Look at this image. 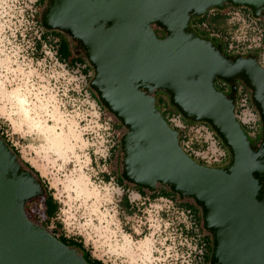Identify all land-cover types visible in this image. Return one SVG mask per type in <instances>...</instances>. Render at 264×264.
<instances>
[{
    "label": "water",
    "instance_id": "obj_1",
    "mask_svg": "<svg viewBox=\"0 0 264 264\" xmlns=\"http://www.w3.org/2000/svg\"><path fill=\"white\" fill-rule=\"evenodd\" d=\"M226 5L264 15V0H46L40 23L75 43L93 70L90 90L125 128L121 178L192 200L212 237L209 264H264V67L254 54H224L189 24ZM236 79L261 122L255 148L235 116ZM217 80L231 84L229 94L214 87ZM157 91L183 118L210 126L229 151L225 167L199 164L182 150L155 106ZM45 193L0 135V264H90L27 216L26 202Z\"/></svg>",
    "mask_w": 264,
    "mask_h": 264
},
{
    "label": "rangeland",
    "instance_id": "obj_2",
    "mask_svg": "<svg viewBox=\"0 0 264 264\" xmlns=\"http://www.w3.org/2000/svg\"><path fill=\"white\" fill-rule=\"evenodd\" d=\"M36 1L0 0V129L19 151L21 159L39 171L59 203L55 218L40 222L44 218V206L42 199L34 198L27 204L30 217L48 230L59 223L57 235L74 238L79 250L89 251L105 264H182L173 244L170 228L173 216L158 213L160 204L141 203L144 199L130 189L128 198L135 210L130 214L123 210L120 199L126 188L118 186L114 178L121 170L120 146L110 151L111 157L106 155L110 143H106L105 125L96 121L94 102L90 98L89 105L86 95L73 94L72 87L75 88L76 83L82 86L85 80L73 81L63 67L56 65L49 46H43V56L37 57L40 53L33 48L39 31L31 20V13L39 12ZM229 7L226 5L221 11ZM215 10L209 8L207 12ZM240 12L250 13L248 8L246 11L240 8ZM192 19L193 16L190 23ZM228 23L232 25L228 38L240 44L239 51H243L241 47L246 44L253 47L261 44L259 35L249 31L243 23L237 24L230 16ZM193 27L191 30L202 38ZM219 44L221 51L229 56L224 44ZM71 45L75 50V45ZM261 52L258 50L256 54L264 63V52ZM236 54L240 53L230 56ZM92 75L91 67L89 76ZM220 83L224 84L217 80L214 87L218 89ZM227 87L230 89V85ZM239 91L238 87L236 94ZM246 92L252 104L251 93L248 89ZM158 94L167 97L160 91L155 96ZM16 95L27 100L25 106L30 109V117L22 113ZM250 118L254 132L249 134L248 126L243 130L249 140L258 142L261 122L258 115ZM119 129L122 134L125 132L123 126ZM202 138L209 144L208 134L203 133ZM104 173H111L110 180L103 179Z\"/></svg>",
    "mask_w": 264,
    "mask_h": 264
},
{
    "label": "built area",
    "instance_id": "obj_3",
    "mask_svg": "<svg viewBox=\"0 0 264 264\" xmlns=\"http://www.w3.org/2000/svg\"><path fill=\"white\" fill-rule=\"evenodd\" d=\"M230 9L225 10L223 13L225 15L232 17L237 20V24L243 23L247 27V29L251 32H254L255 34L259 35V40L261 41V44H258L257 47H253L250 45L241 47L243 51H239V43L235 44V41H230L227 36H222L219 33L211 32L210 38L216 37L220 42L223 44H226V51L228 54H234L236 52L240 54H245L250 51H258L257 48L261 46L262 48V54L264 52V26L262 23L258 20V18H255L250 13H241L240 8L236 7H229ZM36 13L37 11L34 10L31 13V20L34 22V25L36 29L39 31L37 40L40 39L41 34L43 32V27L37 22L36 19ZM205 26V25H204ZM236 26V25H235ZM237 28V26H236ZM236 30V29H235ZM233 38V37H231ZM36 40V41H37ZM59 38L54 35H48L46 40L42 43L41 48H36V43L34 46L35 52L42 53L43 46H49L48 50L49 53H51V57L55 59V64L59 67H63V69L71 75V79L73 81H79L80 83L84 81L82 86H79V84H75V88L73 91L75 93L73 94H80V95H86V102L90 105V98L92 99V102H94L93 108H95V115H96V121L99 122L101 125H105L104 128L107 132V139L106 143H110L109 148H107V151L105 152L106 155L109 157L111 154V148L116 144V142L119 140V138L122 135L121 129L113 127V117L112 115L102 107V105H99L96 99L93 97L92 94L89 91L87 78L88 76L82 73L80 70L81 68L79 66L77 67H69L65 62H61L58 59L57 55V45H58ZM248 40V38L246 39ZM35 41V42H36ZM244 49H246L244 51ZM46 52V51H45ZM229 55V56H230ZM43 56V53L41 57ZM260 62L261 66L264 67V63ZM40 57V58H41ZM260 58V57H259ZM82 79H79V78ZM238 87L240 88V91L237 93ZM228 89V88H227ZM246 87L244 84L237 83L236 84V93H235V116L236 119L239 121L241 126H248L249 127V134L253 133L254 126L251 123L250 116L258 115L255 113V110L253 109L252 104L250 103L249 95L246 92ZM230 89H228V92ZM156 101V97H155ZM156 106V103H155ZM160 113L163 111V107L158 104L156 106ZM171 113L166 117V122L168 125L176 130L178 134L181 135V142L180 146L182 150L188 154L191 158H194L197 161H201L205 166H214V167H225L229 163V153L228 150L221 144L219 139L216 137V134L214 131L210 128V126L205 122H195V121H184L182 120L181 116L177 112L176 109L170 107ZM259 117V116H258ZM245 119V120H244ZM257 118H255V121ZM255 121L253 123H255ZM203 133H206L209 135V144L207 141H204L202 138ZM199 134V135H198ZM114 138H118L117 140H114ZM194 139L202 140L206 143V147L204 149H196L192 146V141ZM211 148V149H210ZM104 160H106V157L104 156ZM140 198H143L144 201L141 203H145L148 201V204L151 205L153 202H157L160 204V212L162 215L173 217V226L170 227L171 223L168 227H170L173 232V244L175 248V252H177L178 257L182 258V264H201L203 253L205 250V244L203 242V235L204 231L202 230V227L197 222L194 214L191 210L184 208L180 206L179 200L175 198H167V197H155L151 198L150 196L146 195L143 196L136 192ZM153 201V202H152ZM40 222H43V218L39 220ZM168 238H166L167 241Z\"/></svg>",
    "mask_w": 264,
    "mask_h": 264
},
{
    "label": "trees",
    "instance_id": "obj_4",
    "mask_svg": "<svg viewBox=\"0 0 264 264\" xmlns=\"http://www.w3.org/2000/svg\"><path fill=\"white\" fill-rule=\"evenodd\" d=\"M45 2H46V0H37L36 1L40 11H42V8L44 7ZM240 8H243L245 11L247 9L245 7H240ZM40 14H41V12L39 14L37 13L36 19H37V22L41 25V23H40ZM189 24H190V28H192L194 26L193 28L195 30H197V32L199 33V35L202 36V38H204V39L209 38V40L212 42L213 45H215V44L218 45L220 43V41L216 37L210 38L209 36H210L211 32H216V33L221 34L222 36H227L228 37L229 36V29H230V27H232V25H230L228 23V16L225 15L221 10H218V9H216L215 12H213V13H208L206 11L201 16L193 17L192 22L191 23L189 22ZM156 32L159 33V31H157V30H156ZM160 33L162 34V32H160ZM50 34L59 38L58 45H57V55H58L59 61L64 62L65 59H68V62H71L73 59H79V61L85 60V57H84V55L81 52H79V51L75 52L74 46H70V43H73L74 45H75V43L66 34H64L63 32L58 31V30H45V29H43V32L41 34L40 39H38L35 42L36 43V48L40 49L42 43L46 40L47 36L50 35ZM215 41H217V42H215ZM263 41H264V38H263ZM224 47H226V44H224ZM257 50H262L261 46L258 47ZM41 55H42V53H40L37 57L40 58ZM87 67L91 68L89 64H87ZM86 73H87V71H86ZM90 78H91V76H89L87 78V83L89 82ZM88 89H89V87H88ZM89 91L91 92V94L94 97L95 96L94 93L90 89H89ZM160 92L166 95V93H164L162 91H160ZM95 99L98 102L97 98H95ZM156 102H157V104H160L163 107V111H162L161 114H162L163 118L166 120V117L171 113L170 107L174 108L173 106H171L169 104L168 96L167 97H163L160 94H158L157 97H156ZM98 104L101 105L99 102H98ZM189 121H191V120H189ZM115 123H117V124H114L113 127H115V128L122 127L121 124L119 122H117L116 120H115ZM241 127L243 128L244 126H241ZM0 135L6 140V138L3 135V132L1 131V129H0ZM216 137H217V135H216ZM178 140H179V144H180V142H181V135L180 134H178ZM219 141L221 142L220 139H219ZM6 142L9 144V146L12 148V150L17 154V156L21 159L19 151L17 149H15L7 140H6ZM116 144H114V146H112V148H111L112 152L115 151L116 147L119 149V146H120L119 145V140L116 142ZM221 144H222V142H221ZM192 146L194 148H196V149H198V148L199 149H204L206 147V143L203 142L202 140L194 139L192 141ZM112 152H111L109 157H111V155H113ZM192 159H194V158H192ZM21 161H22V163L24 164L25 167L31 169L38 176V178L41 180V182H42V184H43V186H44V188L46 190L45 195L41 196L39 198L42 199V204L44 206V208H43V215L45 217L44 221L49 222V221H51L52 219L55 218V216L57 214V211L59 210V203L53 197L52 192L48 188L47 184L45 183V180L42 178V176L40 175L39 171L36 170L29 162L24 161L23 159H21ZM195 161L198 162L199 164L205 165L201 161H197V160H195ZM110 176H111V173L110 174H106V173L102 174L103 179H105L106 181L110 180ZM114 178L116 179V183H117L118 186H120V187H122L124 189L126 188L125 189L126 191H124V193L122 194L121 199H120V204L122 205V208H123L124 211H126V213L130 214V213H133V211L135 210L134 206L131 204V202L129 201V198H128V191L130 189L138 192L139 194H141L143 196L148 195L151 198H155V197H159V196L167 197V198H175V199L179 200L180 206H182L184 208H187V209L192 211V213L194 214L197 222L202 227V230L205 233L207 232V231H205L203 229V226H202V217H201L200 208L197 205H195L192 200H190V199L180 200L177 197L176 194L170 192L164 186H161V187L157 188V190L154 191V192H149V191H147L145 189H142L140 187H137L135 185H132V184H129V183L125 182L121 178L120 174L115 175ZM33 199H31L28 202H26L24 208H25V212H26L27 216L29 217V219L32 220L33 222H35V220L32 219V217H30V215H32V214H29V212L27 210V204L30 201H32ZM35 223H37V222H35ZM42 226H44V225H42ZM44 227H46V226H44ZM60 227H61V225L59 223H56L55 227L53 229L49 230V231L53 235H55L59 240L64 242L65 244H68L70 246H74V247L77 248L78 246L75 245V243L73 241L74 238L67 237L64 234H59V235L56 234L57 229H60ZM208 237L212 238L209 232H207V234L203 235V242L205 244V250H206ZM205 250H204V253H203V258H202V263L201 264H209V258H205ZM81 253L83 254V256L86 259V261L88 263H90V264H105L102 260L91 256L89 251H81ZM206 261H207V263H206Z\"/></svg>",
    "mask_w": 264,
    "mask_h": 264
},
{
    "label": "flooded vegetation",
    "instance_id": "obj_5",
    "mask_svg": "<svg viewBox=\"0 0 264 264\" xmlns=\"http://www.w3.org/2000/svg\"><path fill=\"white\" fill-rule=\"evenodd\" d=\"M41 11L39 10V12H38V14L40 13ZM250 12V11H249ZM250 14H251V12H250ZM258 20L262 23V25L264 26V15H261L260 17H258ZM248 54H254L256 57H257V54H256V51H250V52H248ZM247 55V54H246ZM242 81L240 80V79H236L235 81H234V84L236 85L237 83H241ZM226 85V87L225 88H223L224 86ZM228 85H230L231 86V84H228ZM228 87H227V83H224V84H222V83H220L219 84V86H218V89L220 90V91H222V92H224V93H226V94H229L230 93V91L228 92V89H227ZM236 93V92H235ZM248 135V134H247ZM259 141V140H258ZM250 143H251V146L253 147V148H255L256 146H257V144H258V142H255V141H253V140H250ZM44 219H45V217L43 218V221H44ZM204 234H207V232L205 233L204 232ZM210 239V240H209ZM68 245V244H67ZM211 251H212V238H210V237H208V241H207V245H206V250H205V258H209L210 259V253H211ZM206 263H207V261H206Z\"/></svg>",
    "mask_w": 264,
    "mask_h": 264
},
{
    "label": "crops",
    "instance_id": "obj_6",
    "mask_svg": "<svg viewBox=\"0 0 264 264\" xmlns=\"http://www.w3.org/2000/svg\"><path fill=\"white\" fill-rule=\"evenodd\" d=\"M70 46H72L71 43H70ZM64 62H65L69 67H72V68L79 66V67L81 68L80 71H81L82 73H84V74L87 75V76L90 75V68L87 67V64H88V63H87L85 60H83V61H79V59H73L71 62H68V59H65ZM86 71H87V73H86ZM114 124H117V123L114 122ZM119 128H120V127H118V129H119Z\"/></svg>",
    "mask_w": 264,
    "mask_h": 264
},
{
    "label": "bare ground",
    "instance_id": "obj_7",
    "mask_svg": "<svg viewBox=\"0 0 264 264\" xmlns=\"http://www.w3.org/2000/svg\"><path fill=\"white\" fill-rule=\"evenodd\" d=\"M16 101L19 103V106L22 109V113L26 115L27 117H30V109H28L25 104L27 103V100L22 96L16 95Z\"/></svg>",
    "mask_w": 264,
    "mask_h": 264
}]
</instances>
